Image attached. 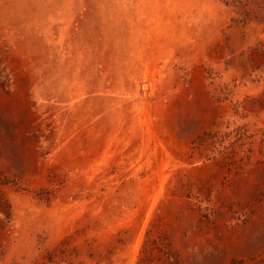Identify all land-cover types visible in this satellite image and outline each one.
Returning <instances> with one entry per match:
<instances>
[{"label": "rangeland", "instance_id": "1", "mask_svg": "<svg viewBox=\"0 0 264 264\" xmlns=\"http://www.w3.org/2000/svg\"><path fill=\"white\" fill-rule=\"evenodd\" d=\"M0 264H264V0H0Z\"/></svg>", "mask_w": 264, "mask_h": 264}]
</instances>
